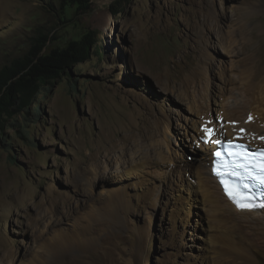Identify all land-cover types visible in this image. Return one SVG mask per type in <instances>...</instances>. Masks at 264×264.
Listing matches in <instances>:
<instances>
[{
  "label": "rangeland",
  "instance_id": "rangeland-1",
  "mask_svg": "<svg viewBox=\"0 0 264 264\" xmlns=\"http://www.w3.org/2000/svg\"><path fill=\"white\" fill-rule=\"evenodd\" d=\"M89 1L0 0V70L45 38L42 54L90 32L96 41L88 61L5 117L0 264H214L210 221L196 195L178 216L168 193L156 200L140 182L130 155L118 166L104 149L130 145L132 154L161 141L182 161L202 156L195 139L204 120L218 121L226 98L254 89L264 96V0ZM239 8L257 33L238 41L245 52L230 59L211 46L236 28ZM206 43L229 76L235 72L231 84L218 63L206 76L194 72ZM256 254L254 264H264V250Z\"/></svg>",
  "mask_w": 264,
  "mask_h": 264
},
{
  "label": "bare ground",
  "instance_id": "bare-ground-1",
  "mask_svg": "<svg viewBox=\"0 0 264 264\" xmlns=\"http://www.w3.org/2000/svg\"><path fill=\"white\" fill-rule=\"evenodd\" d=\"M235 17L233 21H235L236 28L220 35L219 42L212 43L211 46L214 48L221 46L226 58L230 59L239 57L245 52V45L239 48L240 52L237 51L235 45L238 41H250L248 38L257 33L256 26L255 28L249 27L247 8L244 10L239 8ZM216 25L218 26V23L210 22L209 30L216 31ZM253 30L255 33H251ZM205 40L210 42L207 38ZM209 44L206 43L200 51L194 72L200 76H206L212 72L213 68H216L218 63L224 83L231 84L235 72L233 74L232 70V75L229 76V70L224 67V62H216L211 57L207 51L210 48ZM241 74V78L246 77L244 72ZM242 93L239 92L226 98L220 105L222 115L219 116L218 121L217 119L204 120V128L212 130L208 134L211 141L222 142L227 139H238L264 149V139H262L264 138V96L256 89L250 91L249 94L248 92ZM203 129L198 132L194 143V152L201 153L202 156H194L192 161L180 160L178 153L169 149L161 141V143L153 142L150 145L151 149L141 147L132 154H130V145L122 147L119 144H113L110 149H104L106 152H104V157L107 162L114 161L119 166V162L124 161L126 156L130 155L127 165L135 167L134 172L140 182L153 190L156 200L161 199L163 193H168L166 203L169 204V200L173 199V211L178 216L189 212L190 201L196 195L202 203L207 220L210 221L212 246L209 259L214 264H254L257 260L256 252L264 250V210L257 212L238 210L226 198L217 180L211 175V167L207 164L208 156L216 143L205 142L202 139L205 136ZM116 149L120 151V155L114 160L111 154ZM101 158V153H96L92 157L98 168L103 163ZM107 171L106 167L102 172L103 175H106ZM186 175L196 178L197 185L190 181L187 184Z\"/></svg>",
  "mask_w": 264,
  "mask_h": 264
},
{
  "label": "trees",
  "instance_id": "trees-1",
  "mask_svg": "<svg viewBox=\"0 0 264 264\" xmlns=\"http://www.w3.org/2000/svg\"><path fill=\"white\" fill-rule=\"evenodd\" d=\"M78 1L86 7L90 6L89 0ZM45 41L46 38L28 56L0 70V129L4 126L5 117L15 108L25 109L34 101L41 85L55 83L73 66L88 61L91 46L96 43L94 33L90 32L81 41L72 42L66 48L42 54Z\"/></svg>",
  "mask_w": 264,
  "mask_h": 264
},
{
  "label": "snow or ice",
  "instance_id": "snow-or-ice-1",
  "mask_svg": "<svg viewBox=\"0 0 264 264\" xmlns=\"http://www.w3.org/2000/svg\"><path fill=\"white\" fill-rule=\"evenodd\" d=\"M251 119V117L249 118ZM244 131V130H241ZM205 136L202 139L205 142L221 143V141H211L208 134L212 132L209 128H204ZM264 139V138H262ZM229 148H235L238 151L228 152V156L232 159L224 163V172L216 171V175L221 177V183L224 185V190L230 199L237 204L238 207L248 208L250 206L264 207V203L255 205L254 195L248 194L245 190H250L253 186L264 192V151L256 154H250L247 151V145L236 144L233 145L231 141L228 143ZM215 156L218 158L216 161L217 166L221 163V153L216 152ZM225 174L238 177L242 182L241 186L230 187L229 184L223 179Z\"/></svg>",
  "mask_w": 264,
  "mask_h": 264
}]
</instances>
